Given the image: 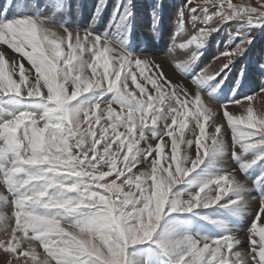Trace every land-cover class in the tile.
<instances>
[{
    "label": "snow or ice",
    "instance_id": "6c2138e0",
    "mask_svg": "<svg viewBox=\"0 0 264 264\" xmlns=\"http://www.w3.org/2000/svg\"><path fill=\"white\" fill-rule=\"evenodd\" d=\"M109 3L92 0L82 31L71 20L86 0L0 4L4 264H264V111L256 93L241 95L248 65L220 95L264 31V0H184L173 37L190 18L182 71L234 26L220 67L192 75L194 93L132 51L134 0H114L97 30ZM161 4L149 6L153 32ZM252 70L264 74V62Z\"/></svg>",
    "mask_w": 264,
    "mask_h": 264
},
{
    "label": "rangeland",
    "instance_id": "374dc122",
    "mask_svg": "<svg viewBox=\"0 0 264 264\" xmlns=\"http://www.w3.org/2000/svg\"><path fill=\"white\" fill-rule=\"evenodd\" d=\"M5 2L6 0H0V4H4ZM113 2L114 0H110L109 8L106 10L102 21L96 23L97 30L103 31L104 27L108 24ZM134 2L138 6L140 15L134 25L135 34L133 37L132 51L159 63L169 79L187 87L190 92L194 93L197 89L192 82V75L199 73L201 69L205 68H208L209 74H211L213 70L220 67L222 61H216L214 57L225 49V43L229 41V32L234 29V26L230 25L219 34H214L213 38L209 40L203 56L194 63L189 64L186 71H182L177 65L187 61L191 52L188 49H180L179 44L193 34L190 18L186 17V31L181 32L177 38L173 40L174 35H176L178 31V10L184 3V0H160V2H162L161 23L158 32H153L152 30V16L151 9L149 8L154 0H134ZM249 2L253 3L255 6L256 0H233V3ZM91 7L92 0H86V8L84 9L83 17L77 14L73 16L71 20L73 28L79 27L82 31L83 28H87L90 24L94 23L89 15ZM9 15H12V13H9ZM56 19L60 20L61 17L57 16ZM255 34L257 35V39L253 42V47L247 54V58H241L236 62L237 65L233 69L229 79L225 81L220 95L226 97L230 94V90L235 86L239 68L243 65H248L249 72L240 90L241 95L256 93L257 95L253 101L254 107L257 111H264V94H260L259 92L261 88H264V74L252 70L256 66L258 60L264 62V60L261 59L264 58V31H257ZM201 95L206 104L216 109L219 108L220 102L209 97L207 90L202 91ZM229 110L234 114H239L240 112L238 107H230ZM201 171L202 169L197 170L198 173ZM195 175L196 173L193 174V176ZM177 187L184 189L187 185L181 184ZM0 191H3L2 187H0ZM247 227L248 220H243L239 232V236L243 243L242 247L238 249L242 252H246L248 248L246 239ZM0 238H3L2 232H0ZM4 261L5 254L0 251V264H4Z\"/></svg>",
    "mask_w": 264,
    "mask_h": 264
},
{
    "label": "bare ground",
    "instance_id": "6f19581e",
    "mask_svg": "<svg viewBox=\"0 0 264 264\" xmlns=\"http://www.w3.org/2000/svg\"><path fill=\"white\" fill-rule=\"evenodd\" d=\"M213 109H216V108H214V107H212Z\"/></svg>",
    "mask_w": 264,
    "mask_h": 264
}]
</instances>
